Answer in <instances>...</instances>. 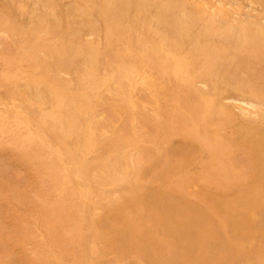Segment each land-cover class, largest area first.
<instances>
[{"label": "rangeland", "instance_id": "rangeland-1", "mask_svg": "<svg viewBox=\"0 0 264 264\" xmlns=\"http://www.w3.org/2000/svg\"><path fill=\"white\" fill-rule=\"evenodd\" d=\"M0 264H264V0H0Z\"/></svg>", "mask_w": 264, "mask_h": 264}]
</instances>
